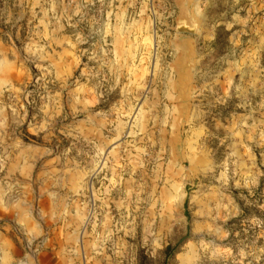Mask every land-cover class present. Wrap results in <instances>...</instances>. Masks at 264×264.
<instances>
[{"label": "rangeland", "instance_id": "obj_1", "mask_svg": "<svg viewBox=\"0 0 264 264\" xmlns=\"http://www.w3.org/2000/svg\"><path fill=\"white\" fill-rule=\"evenodd\" d=\"M0 264H264V0H0Z\"/></svg>", "mask_w": 264, "mask_h": 264}]
</instances>
